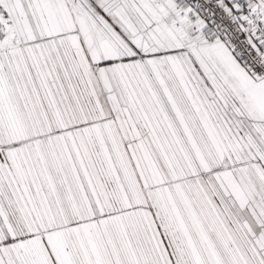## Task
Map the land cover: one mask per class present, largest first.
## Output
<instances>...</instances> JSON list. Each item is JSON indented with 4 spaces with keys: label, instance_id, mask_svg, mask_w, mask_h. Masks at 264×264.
<instances>
[{
    "label": "snow or ice",
    "instance_id": "snow-or-ice-1",
    "mask_svg": "<svg viewBox=\"0 0 264 264\" xmlns=\"http://www.w3.org/2000/svg\"><path fill=\"white\" fill-rule=\"evenodd\" d=\"M0 264H264V0H0Z\"/></svg>",
    "mask_w": 264,
    "mask_h": 264
}]
</instances>
